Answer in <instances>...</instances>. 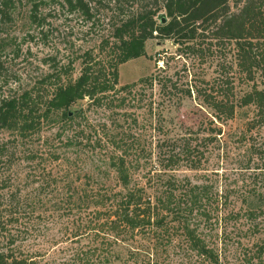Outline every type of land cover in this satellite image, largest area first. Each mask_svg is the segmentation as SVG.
I'll list each match as a JSON object with an SVG mask.
<instances>
[{"label": "trees", "instance_id": "16d2710c", "mask_svg": "<svg viewBox=\"0 0 264 264\" xmlns=\"http://www.w3.org/2000/svg\"><path fill=\"white\" fill-rule=\"evenodd\" d=\"M35 2L30 19L42 26L46 21L40 12L43 6ZM103 4L112 5L119 17L99 53L86 52L81 57L79 77L56 85L49 98L41 96L39 88L21 96L1 97L0 131L26 137L38 133L53 115L71 122L86 113L84 109L71 112L84 101H88V108L117 115L110 127L106 124L103 129L105 141H97L107 150L105 165L115 172L121 188L84 192L82 203L97 208L88 225L96 245L75 251L68 264H220L213 229L220 220L213 218L215 203L210 188L189 179L177 181L171 175L181 163L198 168L192 137H184L178 152L165 140L159 141L158 169L141 176V161L152 150L142 145L141 137L124 129L122 119L130 107L136 108V102L144 101L146 89L157 85L162 105L149 97L145 108L150 114H163L176 97L194 98L208 111L209 128L215 136L246 110L253 113L252 130L264 129V0L61 1L69 13L80 14L88 22L95 19ZM14 11V2L0 0V32L12 22ZM162 12L169 19L164 25L158 21ZM151 40L172 41L180 51L202 62L213 58L218 76L182 89L154 73L120 86L119 67L146 56V44ZM65 74L68 77L71 73ZM132 123L138 124L139 116ZM254 151L263 161L264 147ZM13 158L7 144L0 143V264H34L33 254L18 245L30 228L21 221V209L26 205L22 191H13L12 178L4 177ZM247 214L250 219L257 215ZM140 237L147 245H130ZM123 245L129 247L128 252L117 251Z\"/></svg>", "mask_w": 264, "mask_h": 264}, {"label": "rangeland", "instance_id": "374dc122", "mask_svg": "<svg viewBox=\"0 0 264 264\" xmlns=\"http://www.w3.org/2000/svg\"><path fill=\"white\" fill-rule=\"evenodd\" d=\"M11 1L15 6L12 22L0 32V98L21 96L38 88L41 96L49 98L56 85L77 79L81 57L89 51L99 53L119 17L112 5L103 4L97 8L95 19L88 22L63 8L62 0H37L46 18L38 26L30 19L36 0ZM162 17L168 22L165 12L158 17L159 22ZM216 64L213 58L202 62L180 51L172 41L151 40L146 44V56L119 67V84H133L157 73L183 89L203 80L212 81L218 76ZM69 71L67 77L65 72ZM158 93L157 85L146 89L144 101L136 102V108L130 107L122 119L124 129L141 137L142 145L152 150L141 161L139 174H154L158 169L159 141L165 140L178 152L184 137H192L198 168L181 163L171 175L177 181L189 179L210 188L215 203L213 218L220 220L213 228L220 264H264V160L254 154V149L264 147V129L252 130L253 113L246 110L215 136L209 128L208 111L194 98L176 97L163 114H150L145 100L150 97L162 105ZM88 106V101L73 106L71 112L84 109L86 113L71 122L53 115L38 133L26 137L0 131V143H6L9 154L14 155L4 177L12 178L13 191L21 189V199L26 203L21 221L30 227L18 245L33 254L34 264H68L75 251L96 245L88 225L97 208L83 204L82 195L85 191L121 188L115 172L105 165L107 150L97 141H105L103 129L118 117ZM138 116L139 123H132ZM248 212L257 215L250 219ZM130 245L143 247L147 242L140 237ZM116 249L129 251L125 245Z\"/></svg>", "mask_w": 264, "mask_h": 264}, {"label": "water", "instance_id": "95a60500", "mask_svg": "<svg viewBox=\"0 0 264 264\" xmlns=\"http://www.w3.org/2000/svg\"><path fill=\"white\" fill-rule=\"evenodd\" d=\"M160 22H161V24H166V22H167V19L166 18H164V17H162L161 19H160Z\"/></svg>", "mask_w": 264, "mask_h": 264}]
</instances>
